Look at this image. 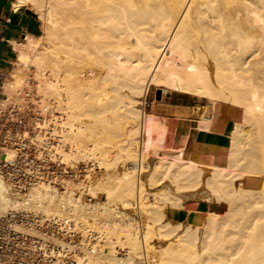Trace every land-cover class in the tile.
I'll list each match as a JSON object with an SVG mask.
<instances>
[{
  "label": "bare ground",
  "instance_id": "bare-ground-1",
  "mask_svg": "<svg viewBox=\"0 0 264 264\" xmlns=\"http://www.w3.org/2000/svg\"><path fill=\"white\" fill-rule=\"evenodd\" d=\"M21 4L36 6L43 34L20 45L17 61L27 64L33 57L36 65L51 69L47 83L62 104V115L47 132V139L59 141L52 151L64 160L84 151L106 167L115 160L122 166L131 162L117 176L118 188L103 182L109 185L107 200L117 188L123 207L137 204L140 216L118 208L119 201L116 207L113 200L83 203L75 189L61 193L42 180L14 191L1 173L0 212L38 206L42 217L57 212L59 223L75 225L79 222L64 212H80L89 236H99L95 243L84 238V254L75 250L76 264H139L142 258L146 264H264V0H15L13 6ZM153 87L195 96L206 107L215 102L240 107L243 116L227 137V151L217 153L214 141L207 154L194 147L188 153L194 127L208 130L210 120L174 125L148 111L144 104ZM86 96L95 107L92 124L114 128L118 138L88 134L92 145L82 150L80 141L95 130L81 121L86 112L77 114ZM67 142L76 149L72 153L61 145ZM161 180L169 184L152 190ZM247 180L260 187L245 186ZM187 200L219 202L225 209L207 210L199 221L167 216L169 208L183 209ZM97 206L101 214H94ZM101 239L111 248L122 241L128 251L122 257L113 248L94 255ZM60 243L64 248L53 253L55 264L72 247Z\"/></svg>",
  "mask_w": 264,
  "mask_h": 264
},
{
  "label": "rangeland",
  "instance_id": "rangeland-1",
  "mask_svg": "<svg viewBox=\"0 0 264 264\" xmlns=\"http://www.w3.org/2000/svg\"><path fill=\"white\" fill-rule=\"evenodd\" d=\"M32 6H33V10L36 11L37 9L36 6L34 5ZM55 17H56V20L59 22V19H58L59 14L57 16V13H56ZM42 34H43V29L40 32L39 36H41ZM33 59L34 58L32 57L31 62L27 64L25 63L23 64V63L18 62L17 56H15L14 60L8 65V68L5 69V72L2 76V82H3L2 88H0V134L1 136H4V135L12 136V138H14L16 141L25 140V142H27L28 145L31 148H33V153L38 158L44 161L46 165V169L49 171V175H50L48 182L51 183L55 188H57L58 191L63 193L64 191H67V189H70V188L73 190L75 189L74 195L76 197L81 196V200L83 203L85 202L86 203H96L98 206H100V202L106 203V201L110 200V198L109 200H107L108 196L105 194V186L109 187V185L111 184L112 186L110 185V187H117V185L114 186V184L115 183L117 184V182L115 181L117 180V176H119L122 170H124L123 168L124 167L131 168L134 165H132L131 162L127 161L125 163V166L124 164L122 166V162H118V160H115V162L109 167H106L104 165L101 166L98 164L97 161H93L87 158V154L84 151L77 152L76 153L77 156L76 155L75 157L72 156L71 157L72 159L68 158V160L67 159L64 160L63 159L64 156H62L60 152L56 150L52 151L51 149L52 146L59 145V141L58 139H55V138L47 139L49 137V134H47V132H49L54 126L55 119H56L55 116L58 117L62 115L61 114L62 111H60L62 108L61 106L62 104L59 103V100H60L59 97L57 96V94L52 93L47 83L50 81L53 75L51 69L44 67L47 70L46 72V70L42 66L36 65ZM42 71H45V72H42ZM14 73L16 75H14ZM15 77H18L19 79L22 78V81H21L22 83H20L19 80H17L18 78H15ZM42 81L44 82L41 83ZM44 83H46L47 85ZM159 90H161L160 99L157 97V93ZM50 93L51 95H53V97L50 96ZM51 97L54 100L51 99ZM91 103H92V100L86 96V97H83V101L80 102L77 106L78 115L81 116L83 115V113L86 112V115L85 114L83 115L84 118L82 117L83 119L79 117L80 118L79 121L82 119L81 121H83L84 123L86 122L89 125L88 128L90 127L95 128V130L87 129L88 130L87 131L88 133H86L87 136L84 137L83 140L80 141L81 144L77 146L79 148H82V150L86 148L87 146L91 147L92 142L90 140L96 139V137L104 141H109L111 138H114L116 140L118 138V132L114 128L107 130L102 125L101 126L105 130L101 129V127L99 126L101 129L100 130L99 127L97 126L99 130V131L97 130L98 131L97 133L99 134L96 133L97 128L95 125L92 124V122L94 121L93 120L94 118L92 119L93 117L92 114H93V111L95 110V107ZM158 104L162 105L163 107H167L168 105H171L173 106L174 109L182 110V112L178 114L176 113V115L173 113L174 114L173 117L170 118L171 124L174 123V125L180 121H183L181 122V124L187 123L190 119L193 120L195 116H198V115L200 116L206 111L204 109L205 103L199 102L198 99L194 96L176 92V91L163 92L162 89L160 88L155 89L153 87L151 91L149 92L148 96L146 97L144 105L146 106V109L150 111V110H154L155 106H157ZM53 118H54V122H53ZM119 121L122 122L123 119ZM188 124L192 125L191 122H188ZM103 133H105V135ZM46 134H47V137L45 139ZM88 134H91L90 137L94 136V138L93 137L91 139L88 138L89 137ZM96 134L97 136H95ZM61 145L65 146L64 149L68 153H72L73 152L72 149L76 150L75 147L73 148L71 146L70 142L61 143ZM223 145L226 147V144H223ZM193 147H194V144L191 138L188 140L187 152L189 153ZM10 148H12V145H9L6 151L8 153L15 154V151ZM224 151L225 149H220L218 153L223 154ZM196 153H200V152H196ZM201 154H206V153L201 152ZM105 180H106V183L109 184L108 186L105 184V182H103ZM161 181L162 183L161 182L157 183V185L159 184L161 186L159 187L151 186V188L155 187L154 189L152 188V190H157L160 187L161 188L166 187L165 185L169 184L167 181H164V180H161ZM245 186L259 188L260 183L258 181L255 183H252L247 180L245 181ZM88 187L89 188L91 187L94 193H96V195L91 194L87 190ZM117 188H115L116 190L114 192V195L117 192L115 197L113 199L111 197V200L109 201V203L107 202L106 204L111 205V202L113 200L114 201V203L112 202L113 207H116L115 205H117L119 201L120 204L118 203L117 205V207L119 206L118 208L122 207L120 208L121 210L126 211V212L128 211V213L134 215L137 219H139L140 212L137 209V204H135V206H131L130 207L131 209L128 208L126 210L118 198L119 190H117ZM151 188H148V189L151 190ZM149 197L150 199L153 197V194H150V192H149ZM186 204L187 205L191 204L193 206L196 204L198 205V209L203 210V211L216 210L219 212H224L223 210L225 209L224 206L219 202L207 203V202H198L194 200H187ZM55 205H56V211H58L57 208L59 210L61 209L59 206V203ZM98 206H97V210H95L97 213L94 212V214H98V213L101 214L103 212L101 207H99L98 209ZM62 208L64 212V209L67 208V206L66 207L64 206ZM13 211H20V212L27 211V212H31L32 214L40 215V216L45 214L44 210L41 207L37 206V207L30 208V209H15V210L7 211L5 213L0 212V216L8 214L9 212H13ZM55 213L46 214L47 216H45V219L56 217L57 212ZM64 213L73 216L72 219L75 218V221L79 223L78 225H75L74 227L76 234L75 236H73L71 242L67 239H61V238L55 239L57 246H61L60 249L62 248V250L64 247L61 245L60 242H65L68 245L72 246L71 248L69 247L70 249L68 248L67 250L64 249V251H66V254H69L68 257L70 259L65 260L63 258L64 260L59 262L58 264H76L75 259H74V255L76 254L75 250L77 253L79 252L78 254L80 255L84 254L83 253L84 251L81 252V249H80L81 247L84 246L82 245V241L84 240V238H88L91 240V242L95 243L98 240V239L96 240V237H98L99 235H96L94 237L89 236L90 232L88 231V229L85 228L86 219L84 220V218L79 215L80 212H77L78 214L77 213L75 214L74 211L69 212L68 210V211H65ZM204 214L205 212L202 213V215L200 216V220H202V218L204 217ZM90 218H87V219L89 220ZM184 222H187V220ZM19 229H21L24 232H28V233L41 236V233L39 231H30L23 226H20ZM100 244L101 245H98L97 247L100 252H98L97 250L96 252H93L94 255L97 253L96 255L100 254L104 256V253L105 254L110 253V249L113 248L115 250V253L118 256L122 257L128 251L127 246L123 245L124 242L122 241L111 243V245L113 246L112 248L109 245L110 243H108L107 239H101ZM88 246L89 244L86 245L87 248ZM100 249L103 250L102 251L103 254H101ZM146 263L147 261L145 260V258H142L139 262V264H146Z\"/></svg>",
  "mask_w": 264,
  "mask_h": 264
},
{
  "label": "built area",
  "instance_id": "built-area-1",
  "mask_svg": "<svg viewBox=\"0 0 264 264\" xmlns=\"http://www.w3.org/2000/svg\"><path fill=\"white\" fill-rule=\"evenodd\" d=\"M23 141L0 134V173L18 192H25L35 182H48L50 176L44 161ZM9 145L15 151L12 156L6 151ZM20 226L39 231L41 236L24 232ZM74 227L71 220L59 223L57 218L45 219L27 211H13L0 216V264H55L53 253L62 250L55 239L71 242L76 234ZM68 255L65 251L63 258L70 259Z\"/></svg>",
  "mask_w": 264,
  "mask_h": 264
},
{
  "label": "crops",
  "instance_id": "crops-1",
  "mask_svg": "<svg viewBox=\"0 0 264 264\" xmlns=\"http://www.w3.org/2000/svg\"><path fill=\"white\" fill-rule=\"evenodd\" d=\"M14 2L15 0H0V88H2V76L5 69L8 68V65L14 60L15 56L18 58L20 45L28 43L30 37H38L42 31V21L38 13L32 10L30 5L21 4L17 8H14ZM198 101L204 102L199 99ZM205 105V113L195 116L193 120L190 119L188 122H191L194 127L197 121L199 123L203 119L210 120L209 129L203 130L194 127L193 133L191 132L192 137L189 135L188 140L192 138L194 151L196 152L207 154V148L210 146V143L216 141L220 143H218V147L215 146L216 152L218 153L220 149H225L223 152L225 153L227 145L225 147L223 144H226L227 137L235 124L242 119L243 110L238 106L224 102H215L211 106L209 104L208 107ZM154 111L166 117L169 122L175 113L182 112V110L174 109L171 105L163 107L160 104L155 106ZM204 144L207 145L204 146ZM204 212L203 210H199L196 204L194 206L186 204V207L183 209L169 208L167 216L180 221L189 219L199 221L200 216Z\"/></svg>",
  "mask_w": 264,
  "mask_h": 264
},
{
  "label": "water",
  "instance_id": "water-1",
  "mask_svg": "<svg viewBox=\"0 0 264 264\" xmlns=\"http://www.w3.org/2000/svg\"><path fill=\"white\" fill-rule=\"evenodd\" d=\"M34 15H36V14H34ZM157 97L160 99V97H161V90L158 91Z\"/></svg>",
  "mask_w": 264,
  "mask_h": 264
}]
</instances>
